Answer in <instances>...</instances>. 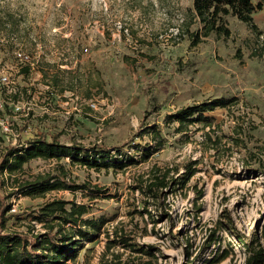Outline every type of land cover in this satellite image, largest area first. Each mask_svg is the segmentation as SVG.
I'll use <instances>...</instances> for the list:
<instances>
[{"label":"rangeland","instance_id":"obj_1","mask_svg":"<svg viewBox=\"0 0 264 264\" xmlns=\"http://www.w3.org/2000/svg\"><path fill=\"white\" fill-rule=\"evenodd\" d=\"M192 7L193 0H0V14L10 11L21 21L19 32L0 31V78L6 73L12 80L0 82V120L19 133L15 139L0 131V153L39 134L58 136L80 148V158H33L21 180L51 173L99 188L43 197L7 184L17 209L8 229H26L33 210L59 198L87 204L86 217L107 219L110 238L118 230L156 256L116 243L111 252L124 260L248 264L247 242L264 247V5L254 13L259 34L230 15L229 36L211 34L196 45L178 33ZM217 100L205 113L213 129L198 122L178 132V123L168 121L182 107ZM16 105L22 110L13 111ZM153 128L162 138L146 132ZM149 146L147 160L124 169L81 162L97 152L141 160ZM153 165L171 168L179 181L159 201L149 199L141 214L148 198L133 187ZM227 227L245 234L244 242ZM107 238L87 242L80 264H100Z\"/></svg>","mask_w":264,"mask_h":264},{"label":"trees","instance_id":"obj_2","mask_svg":"<svg viewBox=\"0 0 264 264\" xmlns=\"http://www.w3.org/2000/svg\"><path fill=\"white\" fill-rule=\"evenodd\" d=\"M264 0H193V7L190 8L183 22L178 27L180 35H188L192 45H196L211 34L227 37L231 34L228 24V16L232 15L245 22L257 34L260 33L258 25L254 21L256 10L262 9ZM2 8H0L1 10ZM2 11V10H1ZM20 18L13 12L5 11L0 14V31L8 35L20 31ZM192 24L197 27L192 29ZM264 45V44H263ZM29 64L22 71H28ZM220 101H203L193 105L180 108L168 116L169 122H177L176 130L185 131L192 124L203 122L202 128L213 126L209 116L205 113L218 106ZM154 139L162 138L159 129H152ZM208 140L214 142L210 130L205 132ZM218 137V136H217ZM217 139V138H216ZM161 142L160 144H162ZM74 150L73 146L61 144L58 136L48 140L46 135L39 134L32 138L24 146L7 145L0 153V264H80L79 252L87 242L100 238L103 233L108 235L106 250L100 258V264H153V259L140 262L133 259L124 260L121 253L111 252L116 243H121L136 252L149 254L156 257L150 247L135 246L131 238L118 230L114 231V237L110 238V230L105 228L107 219L104 217H86L89 206L85 203H78L75 200L53 198L41 204L30 213L31 222H38L43 230H34V225L28 222L26 229H8L7 222L12 217V204L8 199L14 190H4L7 184L17 187L21 194L32 196H46L53 190L69 189L76 192L79 189L88 191H99V188H92L86 182L76 183L68 181L64 175L59 174H36L28 179L19 177L25 172V164L38 157L53 158L60 156L80 158L81 150ZM153 147L145 148L141 153V160L134 158H116L110 152H97V156L86 154L82 156L81 162L89 167L98 169L113 168L124 169L127 166L147 160L153 152ZM172 169L153 165L142 180L134 185L135 190L141 191L148 200L144 202V210L141 214L148 212L149 199L159 201L166 193V190L175 189L176 183L171 176ZM175 181V183H174ZM105 197H110L106 194ZM225 230L234 234L239 241L246 239V235L233 232L230 227ZM258 243V244H257ZM250 239L246 244L248 251V264H260L264 262V247L257 240ZM149 249V250H147ZM226 254L223 255L225 257ZM139 259V258H137Z\"/></svg>","mask_w":264,"mask_h":264},{"label":"built area","instance_id":"obj_3","mask_svg":"<svg viewBox=\"0 0 264 264\" xmlns=\"http://www.w3.org/2000/svg\"><path fill=\"white\" fill-rule=\"evenodd\" d=\"M18 58L24 62L27 63L29 62V55L25 54L24 52H18L17 54ZM11 78L8 74L4 73L1 78H0V82H2L3 84H9L11 83ZM2 107L3 104H0V111H2ZM23 106L20 105H16L15 108L13 109V111H20L22 110ZM0 131L8 136V135H13L15 137V139H17V137H19V133L17 131L14 130L12 123H10L8 120H0ZM16 143V141L14 142ZM17 209L16 208H12L11 212H15Z\"/></svg>","mask_w":264,"mask_h":264}]
</instances>
